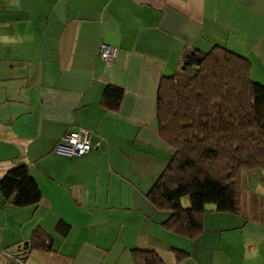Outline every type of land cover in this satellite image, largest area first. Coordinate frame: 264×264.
I'll return each instance as SVG.
<instances>
[{"label":"crops","instance_id":"0c3cea01","mask_svg":"<svg viewBox=\"0 0 264 264\" xmlns=\"http://www.w3.org/2000/svg\"><path fill=\"white\" fill-rule=\"evenodd\" d=\"M214 45L245 56L264 85V0H0V178L25 165L41 193L22 207L0 194V264H134L132 249L163 264H264V171L241 174L238 212L207 204L194 239L165 229L168 212L147 199L171 156L160 80L186 48ZM107 86L122 90L117 108L102 103ZM77 128L91 150L57 152ZM35 227L51 251L25 253Z\"/></svg>","mask_w":264,"mask_h":264},{"label":"trees","instance_id":"16d2710c","mask_svg":"<svg viewBox=\"0 0 264 264\" xmlns=\"http://www.w3.org/2000/svg\"><path fill=\"white\" fill-rule=\"evenodd\" d=\"M245 57L214 45L186 48L172 75L163 76L156 96L157 129L171 156L147 193L157 209L168 212L165 229L194 239L203 231L206 205L238 212L239 174L264 171V85L252 80ZM120 88L107 86L102 103L119 106ZM0 194L16 206L36 205L41 198L25 165L0 178ZM187 196L189 206L181 200ZM52 237L35 227L28 249L51 251ZM178 259L188 252L171 248ZM134 264H163L151 250H131ZM25 255V254H24Z\"/></svg>","mask_w":264,"mask_h":264},{"label":"built area","instance_id":"2783aa9c","mask_svg":"<svg viewBox=\"0 0 264 264\" xmlns=\"http://www.w3.org/2000/svg\"><path fill=\"white\" fill-rule=\"evenodd\" d=\"M117 48L104 42L98 47V56L106 63L113 62L117 56ZM91 132L83 128L68 130L55 146V150L68 156L83 155L91 150Z\"/></svg>","mask_w":264,"mask_h":264},{"label":"rangeland","instance_id":"374dc122","mask_svg":"<svg viewBox=\"0 0 264 264\" xmlns=\"http://www.w3.org/2000/svg\"><path fill=\"white\" fill-rule=\"evenodd\" d=\"M251 171H254V170H250V172H251ZM244 172H245V171H243L242 173H244ZM242 173H240V174H239V177H238V184H239V187L241 186V174H242ZM185 198H186L187 200L189 199L187 196H185L184 199H185Z\"/></svg>","mask_w":264,"mask_h":264}]
</instances>
